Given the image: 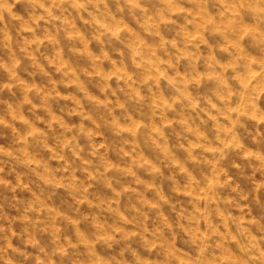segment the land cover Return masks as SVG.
<instances>
[{"label": "clouds", "instance_id": "clouds-1", "mask_svg": "<svg viewBox=\"0 0 264 264\" xmlns=\"http://www.w3.org/2000/svg\"><path fill=\"white\" fill-rule=\"evenodd\" d=\"M0 264H264V0H0Z\"/></svg>", "mask_w": 264, "mask_h": 264}]
</instances>
